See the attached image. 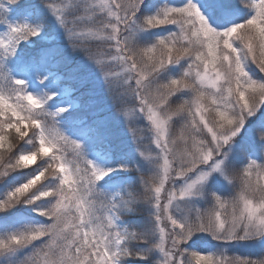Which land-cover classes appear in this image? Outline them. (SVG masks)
Here are the masks:
<instances>
[{"label": "snow or ice", "instance_id": "6c2138e0", "mask_svg": "<svg viewBox=\"0 0 264 264\" xmlns=\"http://www.w3.org/2000/svg\"><path fill=\"white\" fill-rule=\"evenodd\" d=\"M0 264H264V0H0Z\"/></svg>", "mask_w": 264, "mask_h": 264}, {"label": "rangeland", "instance_id": "374dc122", "mask_svg": "<svg viewBox=\"0 0 264 264\" xmlns=\"http://www.w3.org/2000/svg\"><path fill=\"white\" fill-rule=\"evenodd\" d=\"M202 243V242H201Z\"/></svg>", "mask_w": 264, "mask_h": 264}]
</instances>
